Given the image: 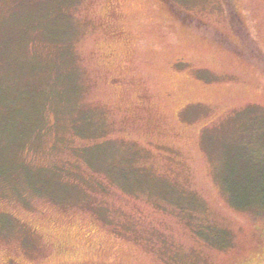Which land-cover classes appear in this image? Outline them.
<instances>
[{
  "label": "rangeland",
  "instance_id": "obj_1",
  "mask_svg": "<svg viewBox=\"0 0 264 264\" xmlns=\"http://www.w3.org/2000/svg\"><path fill=\"white\" fill-rule=\"evenodd\" d=\"M0 264H264V0H0Z\"/></svg>",
  "mask_w": 264,
  "mask_h": 264
}]
</instances>
